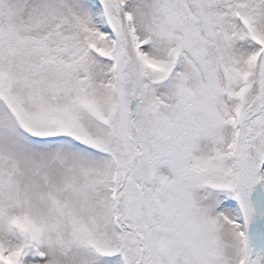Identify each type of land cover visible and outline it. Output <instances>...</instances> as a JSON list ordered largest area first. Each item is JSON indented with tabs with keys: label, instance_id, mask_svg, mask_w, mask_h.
<instances>
[{
	"label": "snow or ice",
	"instance_id": "1",
	"mask_svg": "<svg viewBox=\"0 0 264 264\" xmlns=\"http://www.w3.org/2000/svg\"><path fill=\"white\" fill-rule=\"evenodd\" d=\"M0 264H264V0H0Z\"/></svg>",
	"mask_w": 264,
	"mask_h": 264
}]
</instances>
